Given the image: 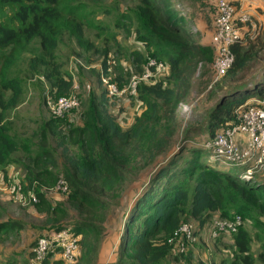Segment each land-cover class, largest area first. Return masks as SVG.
Instances as JSON below:
<instances>
[{
    "label": "trees",
    "instance_id": "trees-1",
    "mask_svg": "<svg viewBox=\"0 0 264 264\" xmlns=\"http://www.w3.org/2000/svg\"><path fill=\"white\" fill-rule=\"evenodd\" d=\"M228 6L236 13L232 28L242 36L231 44L233 63L211 87L210 98L224 84L244 79L264 62V35L246 33L248 22H241L237 15L240 4L231 0ZM87 12L93 16L108 13L102 0H0V170L6 174L12 165L23 166H18L23 171V190L36 195L33 208L47 216L45 224L52 228L45 235L68 229L78 240L75 264H99L100 256L111 249L109 264H190L186 255L167 242L172 234L182 224L192 223L197 237L209 235L213 220L238 216L242 224L235 233H222L214 239L229 245L225 246L227 254L213 264H264V182H242L238 175L244 168L215 161L203 146L187 151L174 145L178 133L185 140L190 136L189 128L179 131L177 107L192 95L197 82L203 84L210 77L214 47L211 41L200 40L172 0H140L134 9V34L143 51H131L128 56L136 73H155L156 68L146 66L149 60L163 66L164 76H152L149 85L137 86L135 99L143 111L130 128L122 129L106 110L109 99L103 90L96 101L88 102L80 126L72 125L68 116L47 121L36 133L40 142L35 148L28 139L10 134L6 117L21 104L25 92L22 78L8 77L13 68L24 66V79L41 77L54 99L68 96L73 79L58 63L56 53L70 40L84 52L101 53L105 58L101 67L107 75L109 50H99L85 37L86 27L98 32L104 27L85 23ZM111 39L116 44L114 34ZM262 73L253 86L243 84L249 92L254 87L256 95L248 93L247 99L229 102L243 86L235 85L234 93L222 95L207 109L205 143L232 126L236 112L248 100H263L264 70ZM49 138L61 150V170ZM61 178L67 186L66 199L77 214L66 223L62 221L69 211L63 203L51 206L42 191L55 188ZM143 178L142 189L135 191L134 184ZM114 207L125 210L119 236L111 246L104 241L105 223ZM22 229L20 222L0 221V235ZM254 242L259 244L257 255L251 250ZM35 243H30L31 249ZM49 261L47 258L44 264Z\"/></svg>",
    "mask_w": 264,
    "mask_h": 264
},
{
    "label": "rangeland",
    "instance_id": "rangeland-1",
    "mask_svg": "<svg viewBox=\"0 0 264 264\" xmlns=\"http://www.w3.org/2000/svg\"><path fill=\"white\" fill-rule=\"evenodd\" d=\"M139 1L140 0H102V6H104V9L108 11V13L93 16L91 14L88 15V11L83 17L86 18L84 22L87 24L96 22L104 27L102 32L96 31L94 27H86L85 37L94 42L99 50H109L107 56L109 66L107 75L103 73L101 67L102 61L105 60L101 53L84 52L70 40L64 41L58 49L56 53L59 59L58 63L63 65V70L65 72L71 74L74 83L72 92H74L73 95L78 97L80 101L79 108L71 112L68 116L70 117L72 125L80 126L82 124L81 115L87 108L88 102L92 99L96 101L103 92L104 88L100 82L101 78H106L114 82L119 88H128L133 78L138 80L143 77L144 73H136L132 60L128 56L131 51H143L141 45L136 41L134 34L137 27L134 9L139 4ZM172 1L183 16L189 20L195 34L198 33L200 36V40L203 42H212L213 35L215 34V24L217 23L216 19H219V21L222 20L221 15L223 16L222 12H224L221 11L220 0ZM233 1L240 4L237 15L240 17L243 15V18L248 19V23L245 22L247 24L245 32L251 33L252 36L255 34L256 36L264 35V0ZM260 12H262V14ZM117 23L120 25L116 26L115 24ZM111 34L115 35L116 44L112 41ZM216 50L215 46L213 57ZM263 63L252 70L250 75L246 76L244 79H240L236 83L224 84L223 87H225L222 91H218L217 94L214 93L213 95H215V97L212 98L208 95L211 87L213 88L218 81H214L215 76L211 74L210 77H206L203 84L197 82L192 95L185 98L177 107V121L181 128L179 131L182 132L189 128L190 136L185 140L184 135L178 133L174 139V145L180 146V148L184 146L187 151L193 147H204V143L207 141L203 135V131L206 127L205 112L207 109L211 108L222 95L226 93L230 94L233 86L249 84L250 87L252 85L251 83H256L258 78L263 74ZM149 64L152 63H149L148 60L146 66L148 67ZM24 70V66L21 67L19 65L7 73L8 77L22 78V80H24L23 85L25 92L21 104L8 113L5 123L8 124L12 136L28 139L32 143V147L35 148L40 142V138L36 133L53 117L48 107V102L55 101L56 99L48 94L49 86L41 77L24 79ZM145 72L150 74V77L147 80H140L137 86L141 84L146 86L149 85L152 76L157 77L160 74L164 76L162 71L157 69L155 73L150 71ZM118 78L121 81H118ZM136 89L134 91H127L126 95L118 99L108 100L106 110L116 117L119 125L124 130L130 128L135 118L143 111L141 104L135 99ZM217 90H219V88ZM232 93H234V91ZM248 93L256 95L254 87L249 92V90L245 88V85H243L238 94L230 97L229 102H233L237 99H247ZM261 102L264 103L263 100ZM48 145L54 150L56 148V140L49 138ZM53 152L58 161V170H61L63 168L61 150L56 148ZM206 155L210 157L209 152H206ZM17 156L23 158L22 155ZM186 156L188 155H185V157ZM219 165L223 169L228 168L226 165L217 164V166ZM18 166L23 168L21 164H16L8 167L5 171L6 174L2 173L0 170V221H16L23 225V229L20 232H10L6 235H0V264H32L33 257L30 256V243L36 242L42 238L46 232L52 229L49 225L45 224L47 216L37 214L32 204L17 202L11 195L3 191V185L12 182L15 176L21 181L22 186L24 185L22 182L23 171H21ZM144 179L145 178L134 184L135 191L142 189V184L145 182ZM257 179L258 175L255 176L254 181ZM62 182L63 180H61V183ZM42 191L45 192L51 206L54 207L57 203H63V207L69 211V216L62 221L63 223L77 217L75 210L66 199V193L63 192L60 187H56L55 189H42ZM24 192L25 195L33 193L32 191L25 190ZM132 203L131 201L130 205ZM124 210V207H114L106 214V237L104 241L110 243L111 246L119 236L118 231L122 225ZM188 225H191L193 228L192 223H188ZM251 233H254L253 229H251ZM225 237L227 241L230 240L228 236L225 235ZM226 245L229 244L221 242L216 243L208 233L205 235L202 233L194 243L187 245L184 255H186V260L190 264H213L220 260L222 255L227 254V250L225 249L227 248L225 247ZM251 250L257 255L260 251L259 244L254 242ZM109 253L110 250H107V253L100 256L99 264H109L111 262L113 257ZM77 256L78 251L75 254V258ZM75 258L73 262H66L62 259L60 254H55L50 258L48 264H75Z\"/></svg>",
    "mask_w": 264,
    "mask_h": 264
},
{
    "label": "built area",
    "instance_id": "built-area-1",
    "mask_svg": "<svg viewBox=\"0 0 264 264\" xmlns=\"http://www.w3.org/2000/svg\"><path fill=\"white\" fill-rule=\"evenodd\" d=\"M229 0H220V7L223 16L222 20H217L215 24V34L212 38L216 52L214 53L212 63V73L214 81L219 80L231 67L233 56L230 52V46L238 39V33L232 28V22L235 16L233 7L228 6ZM241 22H248V19L240 17ZM149 67L157 70L162 69V65L154 61H149ZM150 74L144 73L141 79L133 78L128 88H119L114 82L106 78H101V85L106 91L107 98L118 99L126 95L127 91H134L140 80H147ZM71 92L68 96H63L55 101L48 102V107L54 118L64 119L69 114L78 109L80 106L79 98ZM264 103L248 104L245 108H241L236 112L235 122L215 135V138L204 144L212 159L233 167H242L244 171L238 175L242 182H252L255 176L264 173ZM246 135L247 146L241 149L236 144L237 135ZM60 179L56 187H60L63 192L67 191L65 181L61 183ZM55 187V188H56ZM53 188V189H55ZM3 191L11 195L14 200L20 203L36 204L38 198L33 193L25 195L21 181L15 176L12 182L2 187ZM242 224L241 218L236 217L234 220L215 219L212 222L209 235L215 239L222 233H235ZM197 236L191 225L182 224L172 236L168 239L169 244L175 245L180 253L184 254L188 244H192L197 240ZM78 251V240L73 237L68 229L58 232H52L44 235L36 241L31 249L33 261L32 264H44L47 258H51L55 254H60L66 262H73L75 254Z\"/></svg>",
    "mask_w": 264,
    "mask_h": 264
},
{
    "label": "crops",
    "instance_id": "crops-1",
    "mask_svg": "<svg viewBox=\"0 0 264 264\" xmlns=\"http://www.w3.org/2000/svg\"><path fill=\"white\" fill-rule=\"evenodd\" d=\"M263 101H264V96H263ZM257 102H261V101L256 100V99H251L247 101V104H256ZM247 140H248L247 136L241 134V135H237L235 141L239 148L244 149L247 146ZM257 180L260 182H264V173L259 174ZM112 252H113V249L110 250L109 254L112 255Z\"/></svg>",
    "mask_w": 264,
    "mask_h": 264
}]
</instances>
